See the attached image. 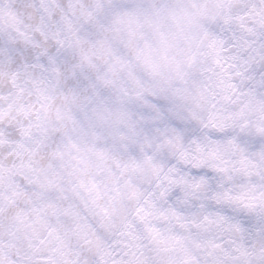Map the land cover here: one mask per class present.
<instances>
[{
	"label": "clouds",
	"instance_id": "9594fccd",
	"mask_svg": "<svg viewBox=\"0 0 264 264\" xmlns=\"http://www.w3.org/2000/svg\"><path fill=\"white\" fill-rule=\"evenodd\" d=\"M0 264H264V0H0Z\"/></svg>",
	"mask_w": 264,
	"mask_h": 264
}]
</instances>
